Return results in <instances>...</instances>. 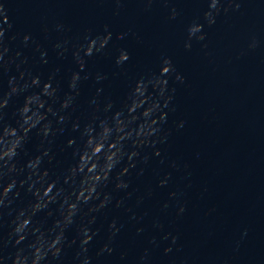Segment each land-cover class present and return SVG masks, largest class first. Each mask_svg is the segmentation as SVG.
Returning a JSON list of instances; mask_svg holds the SVG:
<instances>
[{
	"label": "clouds",
	"instance_id": "clouds-1",
	"mask_svg": "<svg viewBox=\"0 0 264 264\" xmlns=\"http://www.w3.org/2000/svg\"><path fill=\"white\" fill-rule=\"evenodd\" d=\"M115 2L120 4V0ZM147 3L150 5L152 0ZM239 8L238 0H209L204 20L211 26L221 11L227 13ZM7 13L5 3L0 2V264H60L64 250L74 245H78V264H91L87 253L94 238L100 235V229L93 228L98 214L112 204L114 191L129 188V181L124 177L138 163L147 164L150 157L147 153L142 155L145 148L151 147L154 155H160L155 145L167 141V134L161 135L160 127L166 122L164 109L175 110L170 107L175 88H169V80L174 77L175 81L183 83L184 78L176 72L171 59L163 57L159 72L150 71L129 83L119 106L107 97L102 103L99 97L103 88H97L96 96L89 101L87 115L82 118L74 115L80 108L81 85L90 79L97 84L107 79L99 72L93 77L87 71V64L97 55H111L107 50L112 39L108 26L96 35L89 31L83 36V43L71 48L69 39L54 45L61 59L71 51L76 65L65 89L57 79L60 67L54 68L44 79L42 74L33 73L27 56L19 50L12 52L8 41L15 40L16 36L5 40L12 27ZM176 16V9H171L170 18ZM203 28L204 25L197 22L188 27L186 49L192 47L193 40H205ZM56 30L63 32L65 28L58 24ZM125 35L121 33L117 39ZM30 40L31 36L25 34L21 43L28 47ZM251 47H256V41ZM35 51L40 53V61L47 63V52L40 44H35ZM129 59L128 51L120 48L115 66L123 69ZM13 66L16 75L10 74ZM4 76L8 77L6 90ZM21 97L22 102L18 103ZM10 105L11 114L6 110ZM178 127H183V122ZM68 130L76 133L66 141V146L73 149L72 163L52 179L53 174L45 164L51 165L56 159L53 150L56 139ZM32 134L39 140L35 155L25 148ZM143 171L140 168L138 174ZM160 184H167V178ZM109 185L111 190H108ZM21 190L30 194L31 199L24 202ZM126 195L131 196V193ZM170 195L175 197L177 193ZM123 203V199H117L115 206L121 207ZM184 211L181 205L177 214ZM121 227L116 219L108 224L107 237L97 250V256L114 251L112 245ZM71 230L75 235L69 238ZM170 235L167 233L162 239L168 240ZM177 239L171 236V245H175ZM150 242L157 243L155 237ZM171 245L164 249L165 253L172 251ZM145 259L146 256L141 257V261Z\"/></svg>",
	"mask_w": 264,
	"mask_h": 264
}]
</instances>
